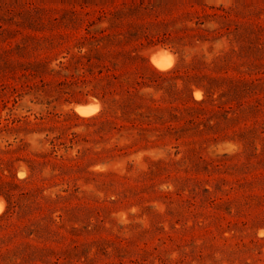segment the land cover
I'll use <instances>...</instances> for the list:
<instances>
[{
	"label": "rangeland",
	"instance_id": "rangeland-1",
	"mask_svg": "<svg viewBox=\"0 0 264 264\" xmlns=\"http://www.w3.org/2000/svg\"><path fill=\"white\" fill-rule=\"evenodd\" d=\"M0 264H264V0H0Z\"/></svg>",
	"mask_w": 264,
	"mask_h": 264
},
{
	"label": "bare ground",
	"instance_id": "bare-ground-1",
	"mask_svg": "<svg viewBox=\"0 0 264 264\" xmlns=\"http://www.w3.org/2000/svg\"><path fill=\"white\" fill-rule=\"evenodd\" d=\"M153 59H154L155 64L158 67H160V68L169 67V63L165 62L162 58H159L158 56H154ZM76 109L82 115H89L92 112H94V111H92L90 106H86V105H76Z\"/></svg>",
	"mask_w": 264,
	"mask_h": 264
}]
</instances>
